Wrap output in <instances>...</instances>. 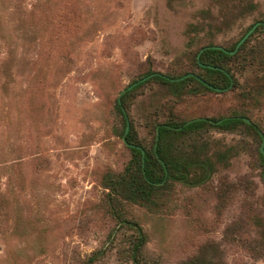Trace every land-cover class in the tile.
<instances>
[{"label":"rangeland","instance_id":"1","mask_svg":"<svg viewBox=\"0 0 264 264\" xmlns=\"http://www.w3.org/2000/svg\"><path fill=\"white\" fill-rule=\"evenodd\" d=\"M251 1L260 11L231 21L229 29L221 27L216 44L235 41L264 16V0ZM214 4L0 0V193L7 199L6 214L0 217V264H73L108 248L113 224L96 208L104 194L101 175L107 169L120 172L129 159L111 129L113 99L149 66L164 72L180 57L188 26L200 21L201 10L214 13ZM15 27L22 28L20 41L12 39ZM164 97L154 84L134 95L129 119L141 137H146L148 112ZM200 106L211 115L227 102L212 94ZM254 119L264 135V106ZM213 137L242 143L246 151L220 167L207 186L178 187L171 212H136L148 237L143 250L148 262L180 264L201 244L214 241L221 245L226 264H264L245 247L254 238L240 205L246 197L230 195L217 214L223 181L250 182L258 201L250 206L264 216V185L254 165L256 144L243 134ZM234 221L243 226L238 244L224 239L225 227ZM130 236L119 234V248L127 246ZM103 264L133 263L114 245Z\"/></svg>","mask_w":264,"mask_h":264},{"label":"trees","instance_id":"2","mask_svg":"<svg viewBox=\"0 0 264 264\" xmlns=\"http://www.w3.org/2000/svg\"><path fill=\"white\" fill-rule=\"evenodd\" d=\"M214 1V13L211 9L201 10L200 21L188 26L186 50L180 57L164 72L153 71L149 66L123 88L156 74L120 98L129 122L124 140L126 120L117 102L118 96L113 99L114 123L111 129L128 150L129 159L120 172L107 169L101 175L104 194L96 208L113 224L107 238L109 246L73 264H103L105 253L113 250L114 245L117 252L133 264H158L144 258L148 237L136 212H143L145 216L171 212L177 206L178 187L207 186L220 167H228L234 157L246 151L242 143L226 144L215 139V133L243 134L256 144L254 165L264 185V146L260 150L264 135L254 119L264 106V16L253 21L235 41L216 44L215 33H221V27L229 29L226 27L234 20L259 12L261 6L251 0ZM257 22L261 24L236 52L227 53L235 50L241 38ZM9 28L13 31L11 26ZM15 30L17 34L12 39L20 41L22 28L15 27ZM213 46H220L227 52L211 48ZM181 77L184 78L178 80ZM149 84L161 88L165 97L148 112L144 126L146 137H141L129 119V111L136 92ZM212 94L224 96L227 107L208 115L201 109L200 101ZM137 147L141 148L143 155ZM238 193L246 197L240 202L245 210V227L254 231V238L245 247L253 256L264 259V216L250 206V202L258 203L252 183L223 181L217 193V214L226 208L230 195L233 194L235 199ZM6 204L7 199L0 193V217L6 214ZM242 229L241 222L234 221L225 227L224 239L232 244L240 243ZM126 232L131 238L125 241L127 246L119 248L121 245L116 240L119 234ZM180 264L226 262L221 245L210 241L201 244Z\"/></svg>","mask_w":264,"mask_h":264},{"label":"water","instance_id":"3","mask_svg":"<svg viewBox=\"0 0 264 264\" xmlns=\"http://www.w3.org/2000/svg\"><path fill=\"white\" fill-rule=\"evenodd\" d=\"M261 23L260 22H257V23H255L249 30H248V32L241 38V40L238 42V44H237V46H236V48H235V50L233 51V52H227V51H225L222 47H220V46H213V47H211V48H213V49H217V50H222V51H225V52H227V53H229V54H234L235 52H236V50L238 49V47L252 34V32L255 30V28L257 27V26H259ZM210 68H212V69H214L213 67H210ZM154 75H156V74H151V75H149V76H146V77H144V78H142V79H140V80H138V81H136V82H134V83H132V84H130V85H128L125 89H123V90H121L120 91V93H119V95H118V98H117V102H118V104L120 105V107H121V101H120V98H121V96L122 95H124L127 91H129V90H131L132 88H134L135 86H137L139 83H141V82H144V81H146L148 78H150V77H152V76H154ZM190 75V74H189ZM185 77H187V76H185ZM184 77H181V78H179L178 80H181V79H183ZM171 81H174V79H170ZM207 85V84H206ZM208 87H210V88H212L211 86H209V85H207ZM215 91H219L218 89H214ZM121 110H122V112H123V114H124V117H125V120H126V126H125V131H124V135H123V137H122V139L124 140V137H125V135H126V133L128 132V130H129V122H128V120H127V117H126V114H125V112H124V109L121 107ZM244 121L246 122V123H248V124H250V121L248 120V119H244ZM128 146H130V147H134L133 145H128ZM263 146H264V138L262 137V142H261V146H260V150L262 151L263 150ZM139 150H141V148H139V147H137ZM141 153H142V155H143V151L141 150Z\"/></svg>","mask_w":264,"mask_h":264}]
</instances>
